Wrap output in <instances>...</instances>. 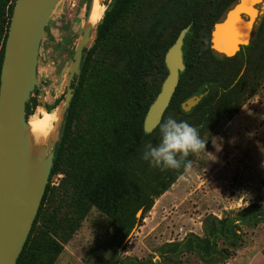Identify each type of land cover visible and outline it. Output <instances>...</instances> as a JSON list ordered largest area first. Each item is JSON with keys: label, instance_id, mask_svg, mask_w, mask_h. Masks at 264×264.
Here are the masks:
<instances>
[{"label": "trees", "instance_id": "obj_1", "mask_svg": "<svg viewBox=\"0 0 264 264\" xmlns=\"http://www.w3.org/2000/svg\"><path fill=\"white\" fill-rule=\"evenodd\" d=\"M15 0H0V66ZM234 0H109L96 24L91 45L84 47L79 73L57 137L45 190L15 264H52L63 243L95 207L125 237L188 168L197 153L178 169L160 171L141 158L146 145L159 142V124L171 117L196 127L205 147L219 134L248 97L264 81V13L251 42L231 56H219L209 46L212 24ZM86 15L90 0H87ZM190 24L182 52L185 64L157 127L146 134L143 119L167 74L164 54L181 28ZM25 102V119L40 105ZM203 94L188 111L181 102ZM46 108V104H45ZM51 109L47 107V110ZM204 147V148H205ZM202 151V150H201ZM200 151V152H201ZM57 173L63 177L51 186ZM58 189V206L39 222L46 198ZM63 209V210H61ZM264 224V204L253 203L221 217L208 214L203 234L158 246L160 264H179L184 253L203 264L225 262L243 241L242 227ZM125 264H157L125 256Z\"/></svg>", "mask_w": 264, "mask_h": 264}, {"label": "rangeland", "instance_id": "obj_2", "mask_svg": "<svg viewBox=\"0 0 264 264\" xmlns=\"http://www.w3.org/2000/svg\"><path fill=\"white\" fill-rule=\"evenodd\" d=\"M108 2L102 0L104 10ZM87 5V0H60L49 17L38 50L39 90L33 92L39 104L44 100L46 108L38 105L28 116V121L31 116L40 115L43 109L54 115L56 106H63L65 79L85 27ZM94 37L95 29H91L87 48ZM47 107L51 109L47 110ZM241 107L247 110L244 137L257 143L258 155L252 162H247L234 146L242 122L236 112L219 134L211 135L204 151L196 154L192 164L165 194L154 199L150 210L140 213L141 221L125 237L118 232L116 224L92 207L63 243L52 264H125V256L151 258L160 264L158 246L181 240L189 232L202 235L206 215L221 217L229 210L235 212L249 204H264V81ZM56 137L57 128L50 140ZM62 177V173L53 175L50 185L58 186ZM54 191L46 198L38 223L46 222L58 206V189ZM242 231L241 245L220 264H264V224L243 226ZM179 264L203 263L197 255L184 253Z\"/></svg>", "mask_w": 264, "mask_h": 264}, {"label": "water", "instance_id": "obj_3", "mask_svg": "<svg viewBox=\"0 0 264 264\" xmlns=\"http://www.w3.org/2000/svg\"><path fill=\"white\" fill-rule=\"evenodd\" d=\"M59 1L15 0L4 42L0 66V264H15L39 208L52 165L55 138L49 139L33 155L24 112L30 93L39 88L36 75L39 45L45 25ZM263 12L264 0H235L212 24L211 50L219 56L235 55L241 46L251 42ZM189 27L187 24L181 28L165 51L167 74L145 113L143 130L146 133L160 123L179 73L184 70L182 45ZM91 29L85 24L73 52L57 132L72 95L71 80L79 73L82 51L88 46ZM202 95L185 99L181 108L188 111ZM40 105L45 108L44 100ZM140 213L141 209L136 216Z\"/></svg>", "mask_w": 264, "mask_h": 264}, {"label": "clouds", "instance_id": "obj_4", "mask_svg": "<svg viewBox=\"0 0 264 264\" xmlns=\"http://www.w3.org/2000/svg\"><path fill=\"white\" fill-rule=\"evenodd\" d=\"M150 134V133H146ZM205 140L196 127L171 117L159 124V142L146 145L141 158L160 171L187 167L190 154L204 151Z\"/></svg>", "mask_w": 264, "mask_h": 264}, {"label": "bare ground", "instance_id": "obj_5", "mask_svg": "<svg viewBox=\"0 0 264 264\" xmlns=\"http://www.w3.org/2000/svg\"><path fill=\"white\" fill-rule=\"evenodd\" d=\"M102 4V0L90 1L85 24L92 29L95 28L104 12ZM61 110V107L56 106L54 115L52 112H47L46 109H43L40 115L31 116L30 121H28L27 134L33 155L48 143L51 135L56 131L61 117Z\"/></svg>", "mask_w": 264, "mask_h": 264}, {"label": "crops", "instance_id": "obj_6", "mask_svg": "<svg viewBox=\"0 0 264 264\" xmlns=\"http://www.w3.org/2000/svg\"><path fill=\"white\" fill-rule=\"evenodd\" d=\"M246 114H247V110H246V108H243V107L239 108V110L235 114L236 117H238L240 120H242V122L240 123V127H238V128H240L241 131H240V133L237 132L238 135L236 136V138L234 140L235 141L234 146L238 147V150L242 154V157H244V159L247 162L248 161L252 162V160L255 158V156L258 155V149L256 148L257 143H255L254 140L250 141L244 137L245 132H246V128H245ZM165 192L163 194H161L160 196H163L165 194ZM159 199H161V198H159Z\"/></svg>", "mask_w": 264, "mask_h": 264}]
</instances>
